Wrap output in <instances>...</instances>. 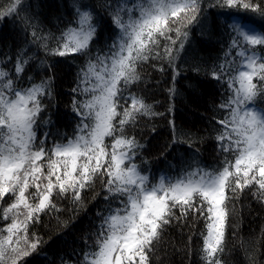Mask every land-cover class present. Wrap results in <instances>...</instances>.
I'll return each mask as SVG.
<instances>
[{
  "label": "snow or ice",
  "instance_id": "obj_1",
  "mask_svg": "<svg viewBox=\"0 0 264 264\" xmlns=\"http://www.w3.org/2000/svg\"><path fill=\"white\" fill-rule=\"evenodd\" d=\"M100 6L110 24L90 5L76 4L73 21L56 37L43 33L34 16L21 17L22 0H11L0 10V19L18 20L26 39L30 36L46 57L85 59L72 89L76 131L58 139L51 129L59 113L45 115V100L53 97L55 63L60 61L47 67L41 61L45 74L37 82L28 74L34 59L28 49L19 50L14 62L10 54L0 58V201L7 205L0 218L10 221L0 227V264H19L38 253L44 241L30 233L31 225L40 222L41 213L61 211L57 198L82 204V193L97 181L107 214L97 213L101 223L93 234L95 247L84 253L81 264H151L150 254L167 227L189 217L194 223L205 221V264H222L229 202L245 188L254 187L264 197V111L255 106L264 99V33L251 26L264 24V0H215L210 5L229 10L223 25L230 39L225 57L235 50L240 58L232 74L228 59L211 73L228 88L220 104L225 115L216 121L220 165L206 169L193 160L179 176H161L155 183L137 165L144 146L127 129L139 117L156 113L130 89L141 79L138 69L153 59L166 61L175 81V61L191 29L205 19L203 0H103ZM109 27L116 31L105 38ZM169 92L175 94V88Z\"/></svg>",
  "mask_w": 264,
  "mask_h": 264
},
{
  "label": "trees",
  "instance_id": "obj_2",
  "mask_svg": "<svg viewBox=\"0 0 264 264\" xmlns=\"http://www.w3.org/2000/svg\"><path fill=\"white\" fill-rule=\"evenodd\" d=\"M10 2L0 0V10ZM116 2L113 0V4ZM134 2L129 0V3ZM102 3L103 0H22L21 17L34 16L43 33L56 37L73 21L76 4L90 5L110 24L100 6ZM214 3L215 0H203L205 19L202 26L191 29L189 42L175 61V81L173 68L166 61L153 59L138 69L141 79L130 89L156 113L139 117L136 126L127 129V134L144 146L136 163L153 183L161 176H179L193 160L203 168L212 169L223 159L217 147L216 129L220 125L216 121L225 115L220 104L227 99L228 88L225 81L214 80L211 73L214 67L218 69L220 63L228 59L233 61L232 67L226 65L228 74H232L239 66L240 58L235 56V50L225 57L230 39L223 25L229 10L210 6ZM251 26L264 33V24L257 22ZM115 31L109 27L105 38ZM30 40L31 37L26 39V34L21 31L18 20L8 16L0 19V58L10 54L14 62L19 50L28 49L27 55L34 57L28 74L37 82L45 74L44 68L39 67L41 61H45V67L60 61L55 63L53 97L50 101L45 100V115L59 113L56 127L51 129L52 135L58 139L72 137L79 119L72 112V100L77 95L72 89L77 86V74L85 59L46 57L39 45L30 43ZM164 43L161 41L162 45ZM50 46H55V41H50ZM96 47L99 45L93 48V55ZM161 67L163 71L159 70ZM24 86H27L26 79ZM173 87L175 94L169 92ZM255 106L264 111V99L258 98ZM38 135L42 136V131H38ZM51 143L50 139L49 147ZM82 195L83 203L78 206L70 199L57 198L55 202L61 211L41 213L40 222L31 225L30 233H35L44 243L38 253L23 258L19 264L24 261L29 264H81L84 253L95 247L93 234L101 223V216L97 213L106 215L108 206L99 181ZM6 206L0 201V215ZM228 207L224 251L219 253L222 264H264V197L254 187L245 188L243 192L237 190ZM9 222L0 218V227ZM205 231L203 219L195 223L191 217L187 222L174 221L150 254L151 264H205L201 252V233ZM8 264H11L10 260Z\"/></svg>",
  "mask_w": 264,
  "mask_h": 264
}]
</instances>
